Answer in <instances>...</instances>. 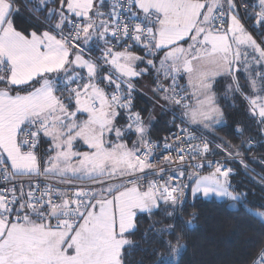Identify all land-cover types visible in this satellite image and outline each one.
Masks as SVG:
<instances>
[{"label":"snow or ice","instance_id":"1","mask_svg":"<svg viewBox=\"0 0 264 264\" xmlns=\"http://www.w3.org/2000/svg\"><path fill=\"white\" fill-rule=\"evenodd\" d=\"M24 3L30 23L40 14L27 32L16 26V0H0V264H124L138 213L155 210L170 222L153 221L144 233L161 245L151 249L153 264L169 257L178 264L195 219L183 217L189 188L193 198H224L264 222V211L235 191L233 169L207 159L221 150L226 161L243 163L240 149L260 144L215 137L224 113L214 89L218 77H231L227 91L240 93L264 125V48L245 27L254 17L251 27L264 31V0ZM153 71L154 95L173 113L172 124L180 120L173 142L162 145L151 139L152 121L133 111L134 80ZM121 119L127 123L118 126ZM210 137L222 143L210 147ZM42 142L46 159L37 152ZM161 152L175 153L163 156L166 167L154 163ZM205 163L211 171L201 174ZM247 264H264V243Z\"/></svg>","mask_w":264,"mask_h":264},{"label":"trees","instance_id":"2","mask_svg":"<svg viewBox=\"0 0 264 264\" xmlns=\"http://www.w3.org/2000/svg\"><path fill=\"white\" fill-rule=\"evenodd\" d=\"M242 1L250 2V0ZM16 4L20 7L21 13L16 16V26L22 30L31 29L33 23L38 22L34 17L40 14H31L32 22L30 23L29 8L25 7L21 0H16ZM132 51L142 52L137 48ZM134 82L139 88L137 82L135 80ZM137 88L133 93V111H139L146 124L149 120L152 121L149 125L151 139H160L170 127L173 120L172 112L169 113L161 108L159 114L152 115L158 105L154 101L157 94H152L154 96L150 94L151 87L148 92ZM221 88L216 86L218 97H220L218 102L224 111V123L214 129L215 137L223 138V141L236 145L241 139L250 136L254 142H260L259 146L251 149L241 148L240 152L254 154L264 152V135H261L259 131L264 125L258 124L257 120L246 111L243 100L237 99L234 104L228 103L225 95L221 94ZM125 124V119L118 121V126ZM238 127L244 129L243 136L237 133ZM215 137L210 138L219 144L222 143L221 139ZM48 146V143L42 142L37 150L38 155L44 159L48 155L46 152ZM245 164L248 166L247 169L244 167ZM229 166L235 173L230 177L235 191L246 193L245 203L254 212L264 211V166L253 157L245 158L243 163L233 161ZM193 213H195V219L192 226L185 231L186 249L178 257V264H247L250 259L255 258L261 244L264 243V222L258 217L254 218L243 209L233 210L225 199L204 198L200 195L193 198L189 188L183 212L184 219H189ZM157 220H161L163 224L170 222L163 219V214L159 210H155L151 217L146 213H138L137 230L127 235V239L133 242L134 247H126L123 250L124 264H153L156 257L151 254V249H159L161 245L155 243L153 239L146 242L143 236L149 225ZM160 226V224L156 225V227ZM169 264H177V261L169 257Z\"/></svg>","mask_w":264,"mask_h":264},{"label":"built area","instance_id":"3","mask_svg":"<svg viewBox=\"0 0 264 264\" xmlns=\"http://www.w3.org/2000/svg\"><path fill=\"white\" fill-rule=\"evenodd\" d=\"M21 1L24 3V0H21ZM236 2L239 5H241V6L244 5V4H246V2L245 1H242V0H236ZM30 7H31V5L28 6V8H30ZM241 11H242V8H241ZM249 11H252V10L249 9ZM242 21L245 23L244 20H242ZM254 23H255V18L253 17V19L247 20V22L245 23V25L252 31V33H253L254 37L256 38V41L258 42V44H260L261 47L264 48V31H258L256 28L251 27V25H253ZM117 49H120V48H117ZM133 49H135V48H133ZM172 115H173V113H172ZM179 124H180V120L177 119L175 121V125L171 123L169 129L162 134V136L160 137V139H152V140L160 143L161 145L164 144L165 142L172 143L173 140H174L173 133H177L178 132V128L176 127V125H179ZM210 139H212V138H210ZM216 144H219V143H217V142H215L213 140V143H212V145H210V147H213L214 148ZM241 153L244 155V159L247 158V157H255V159L258 161V163H260L261 165L264 166V152H262L260 154L243 153V152H241ZM164 155H172V156H175V153L174 152H172V153H164V152H161V154L157 157V160L154 162L157 167H166V163L163 160V156ZM226 155H227L226 152L221 151V150H217L214 153V155L208 156L207 159H209V160H219L222 163H226L227 167H230L229 164L231 162H233V161L234 162H240L239 158L236 159V160H227L226 161L224 159ZM209 170H211V169H209L207 167V164L205 163L204 164L203 171H209ZM152 178L153 177L149 176V179H152ZM21 179H27V178H21ZM41 179H43V178H41ZM53 183H58V181L57 180H53ZM81 183H83V182H76V183H73V184L79 185ZM84 184H86V183H84ZM5 187H6V185L4 183L0 182V188H5ZM43 187H44V184L41 183V188H43ZM188 190L189 189H187V192H188Z\"/></svg>","mask_w":264,"mask_h":264},{"label":"rangeland","instance_id":"4","mask_svg":"<svg viewBox=\"0 0 264 264\" xmlns=\"http://www.w3.org/2000/svg\"><path fill=\"white\" fill-rule=\"evenodd\" d=\"M108 9L107 8H105V9H102V11H107ZM242 23H244L243 21H242ZM245 27L247 28V30L249 31V33H251V35L253 36V38L256 40V38L254 37V35H253V33H252V31L245 25ZM18 28V27H17ZM18 30H22V29H20V28H18ZM30 30H32V28L31 29H25V30H22V31H30ZM257 42V41H256ZM258 43V42H257ZM116 50H121V49H116ZM91 55L93 56V57H97V56H99V55H101V53H100V51L99 50H96V51H93L92 53H91ZM160 55H163V53H161ZM146 61H147V59H145V65H146ZM156 63H157V65H158V58L156 59ZM145 65H142V67H141V65H139L141 68H144L145 67ZM105 71H107L106 69H105ZM154 75V77H155V72L153 71L152 72V76ZM148 77V75H145V76H143L142 78H136L135 79V81L137 82V84L138 85H142V86H144V88H143V90H148L150 87H152V89L150 90V94L152 95V94H154L153 93V88H154V85H155V80H154V85L152 86V85H150L148 82L146 83V79L145 78H147ZM238 78H239V81H240V83H243L242 85H245V87H244V89H243V91L246 93V94H249L250 95V93H249V90L247 89V87H246V79H245V75L241 72V73H239L238 74ZM244 80H245V84H244ZM145 82V83H144ZM230 84H232V79H231V77H218L217 78V83H216V85H215V91H216V86L218 85L219 87H222L221 88V91H222V93L221 94H224L225 95V97H227V98H225L227 101H228V103H230V104H234V102L237 100V99H239V101L240 100H243L244 101V104H245V109H246V111L250 114V112H249V105H248V102L243 98V96L240 94V93H236L235 94V96L233 97V94L231 93V92H228L227 90H228V87H229V85ZM224 92V93H223ZM216 93H217V91H216ZM160 95L161 94H157V96L155 97V103L156 104H158L157 105V108L155 109L156 111L155 112H161L160 110H161V106L162 105H164V107L166 106V102L164 101V100H162V99H160ZM152 96H154V95H152ZM223 111V110H222ZM223 113H224V111H223ZM251 115V114H250ZM136 139V137L134 136L131 140H128L127 142L129 143V146H131V143H132V140H135ZM77 151H87L88 149H87V147L86 146H78L77 147V149H76ZM209 171H211V170H209ZM209 171H203L201 174H207V172H209ZM50 179H52V180H57L58 181V178H50ZM76 182H83V183H86V184H88V183H91V182H89V181H72V183H76ZM190 192H191V190H190ZM200 196H202V194L200 195ZM203 197V196H202ZM216 199H224V198H216Z\"/></svg>","mask_w":264,"mask_h":264},{"label":"crops","instance_id":"5","mask_svg":"<svg viewBox=\"0 0 264 264\" xmlns=\"http://www.w3.org/2000/svg\"><path fill=\"white\" fill-rule=\"evenodd\" d=\"M137 54H139V55H144V53H143V51L142 52H137ZM145 59H151V57H145ZM141 65V67H142V65H145V63H141L140 64ZM140 66H139V68H141ZM146 80V83L148 82L150 85H154L153 83H154V75L152 76V75H148V77L147 78H145ZM135 83V82H134ZM145 83V82H144ZM136 86V85H135ZM136 88H137V86H136ZM143 88H144V86H142V85H139V88H137V89H139V90H141V91H144L143 90ZM152 88V87H151ZM145 91H147L148 92V90L146 89ZM161 108L162 109H165V107H164V105H162L161 106ZM156 110H154L153 112H152V115H154V114H156L157 112H155ZM169 113H171V111H169ZM159 114V113H158ZM171 115H172V113H171ZM125 121H126V123H127V120L125 119ZM146 122V121H145Z\"/></svg>","mask_w":264,"mask_h":264}]
</instances>
